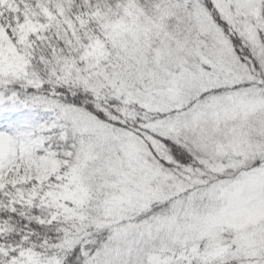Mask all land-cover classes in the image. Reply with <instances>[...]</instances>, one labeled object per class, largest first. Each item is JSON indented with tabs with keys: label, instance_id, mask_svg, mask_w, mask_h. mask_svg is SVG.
I'll return each instance as SVG.
<instances>
[{
	"label": "snow or ice",
	"instance_id": "obj_1",
	"mask_svg": "<svg viewBox=\"0 0 264 264\" xmlns=\"http://www.w3.org/2000/svg\"><path fill=\"white\" fill-rule=\"evenodd\" d=\"M0 264H264V0H0Z\"/></svg>",
	"mask_w": 264,
	"mask_h": 264
}]
</instances>
